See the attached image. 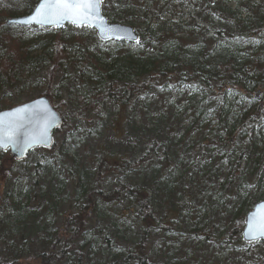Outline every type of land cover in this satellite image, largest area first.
Instances as JSON below:
<instances>
[{"label":"trees","instance_id":"obj_1","mask_svg":"<svg viewBox=\"0 0 264 264\" xmlns=\"http://www.w3.org/2000/svg\"><path fill=\"white\" fill-rule=\"evenodd\" d=\"M39 1L0 0V111L40 88L65 120L55 135L70 132L43 151H60L73 165L69 186L41 191L40 178L28 167L14 172L0 152V264H186L167 250L170 237L183 230L208 239L209 215L236 218L264 200V5L246 4L242 20L229 7L237 0H219L203 23L184 32L159 22L164 9L153 0H104L109 22L134 27L138 43H102L90 29L67 26L50 29L54 36L32 57L36 46L21 31L44 29L5 22L30 15ZM191 87L214 99L201 95L198 117L182 137L172 144L158 135L151 142L136 137L129 112L148 92ZM61 94L67 102L56 104ZM82 122L94 136L112 133L90 167H81V144L73 140ZM195 134L201 137L190 141ZM190 157L195 163L183 170ZM44 158L35 161L37 172ZM14 177L28 183L12 199ZM243 227L240 218L234 233ZM157 237L165 244L161 255L149 247ZM219 262L264 264V253Z\"/></svg>","mask_w":264,"mask_h":264},{"label":"rangeland","instance_id":"obj_2","mask_svg":"<svg viewBox=\"0 0 264 264\" xmlns=\"http://www.w3.org/2000/svg\"><path fill=\"white\" fill-rule=\"evenodd\" d=\"M153 4L156 9H164L163 13L159 17V22L168 23L169 27H176L183 29L184 32H191L195 27L203 23L204 14H209L210 9H214L219 0H153ZM248 3H255L258 8L264 5V0H237L230 4V8L233 11H237L236 18L246 19L248 11L246 6ZM242 4V5H240ZM247 4V5H246ZM217 7V6H216ZM248 7V6H247ZM166 9H169L168 11ZM217 9V8H216ZM171 14H169V11ZM167 12V13H166ZM157 22V21H156ZM50 29H44L43 33L32 32L30 30L21 31L24 37V42L26 44H34L31 50V56L37 57L41 55L42 50L38 48V43L42 40L52 38L54 33L48 32ZM15 33V32H14ZM189 45H194L193 41H188ZM48 75V74H47ZM45 75V76H47ZM59 83V81H58ZM55 91V88H53ZM44 91L40 88H32L28 94L21 97V101L15 102L10 108L18 106L30 101H33L39 97H42ZM53 94H55L53 92ZM201 95L205 97L206 101H212L214 99L213 95H206L204 91L194 89L193 87L189 89H182L180 92H164L159 89H152L145 96L146 98L140 101L139 105L129 112V118L127 122H135V125L131 128L136 137L142 139V141L151 142L156 135L163 138L162 140L169 139L170 144L174 143L177 138L182 137L187 130V127L191 125L196 117H198V111L201 106ZM263 96V92L261 97ZM57 97V103H66L67 95L63 94ZM55 103V102H54ZM9 109V108H8ZM6 110V109H5ZM61 110H70L68 105H62ZM59 112V111H58ZM93 114L90 113L89 120L93 118ZM88 122H82L79 128L75 131V139L80 141V159L81 167L84 165L90 167L93 158L98 153L100 145H105L111 141L112 133L108 130H104L98 136H94L91 133ZM70 132L66 134H56L55 142L56 144L61 142ZM201 136L195 134L190 138V141L196 142ZM59 157L55 156V153H47L41 149L35 150L31 153L29 158L23 162L11 161V157L8 152H2L4 155L3 160L7 167L12 168L14 172L20 169L29 168L32 178H40L38 190L41 191L46 189L51 192H55V187H59L62 184L69 186L68 171L72 167L71 161L63 156L60 151ZM2 156V155H1ZM44 161L41 162L38 170L35 169V161L39 158L44 157ZM185 164L184 169H190L189 167L195 163V158L190 157L184 159ZM80 167V168H81ZM73 169V168H72ZM195 174H197V169L193 168ZM37 179L33 180V185H37ZM13 188L9 192V196L15 199L16 194L21 191V194L26 191L28 180L23 182L17 181L14 177ZM187 183L185 184V186ZM3 191V185L0 181V193ZM20 194V195H21ZM67 205V203H66ZM195 205L199 204L195 202ZM194 216H199L194 209ZM234 211V210H233ZM238 216L234 218L230 214L223 212H214L207 217V224L204 226L206 237H201L199 239L194 238L193 234L184 233L183 230L178 232L177 236H172L173 239L169 240V247L167 250L175 254L180 262H185L186 264H221L219 258L228 257L232 255L235 259L239 257L246 261L248 257V251L252 256L260 257L264 253V242L248 244L242 239V231L240 233H234L237 227V222L244 220L246 215L242 216L241 211H237ZM239 217V218H238ZM212 229L213 232L210 230ZM210 232L212 234H210ZM223 236V240H219ZM157 248L159 255L163 253V243L160 237L154 238L149 242V247L152 249ZM1 246H0V258H1ZM237 249L240 252L235 251ZM238 252V253H236ZM239 254V255H238Z\"/></svg>","mask_w":264,"mask_h":264},{"label":"water","instance_id":"obj_3","mask_svg":"<svg viewBox=\"0 0 264 264\" xmlns=\"http://www.w3.org/2000/svg\"><path fill=\"white\" fill-rule=\"evenodd\" d=\"M103 1L99 5V17L103 23L96 19L87 26L74 24L70 20H62L59 24L39 23L33 18L42 2L40 0L30 15L8 19L5 26L26 29L36 27L57 31H64L67 26L78 29L88 28L95 31L97 39L102 43H138L140 38L134 27L109 22L103 13ZM65 127L63 117L55 110L47 97L1 111L0 151H9L13 161L23 162L28 159L31 152L37 149H53L54 134ZM13 128H15L14 132ZM9 136L12 138L9 139ZM262 230H264V200L258 202L246 215L242 232L243 241L249 244L264 242V235L260 234Z\"/></svg>","mask_w":264,"mask_h":264},{"label":"snow or ice","instance_id":"obj_4","mask_svg":"<svg viewBox=\"0 0 264 264\" xmlns=\"http://www.w3.org/2000/svg\"><path fill=\"white\" fill-rule=\"evenodd\" d=\"M102 0H42L36 9L39 23L59 24L62 20H70L72 23L87 26L96 19L100 23L103 20L99 17V5ZM15 131V128L12 129ZM9 139L12 137L9 136ZM264 235V230L260 232Z\"/></svg>","mask_w":264,"mask_h":264}]
</instances>
